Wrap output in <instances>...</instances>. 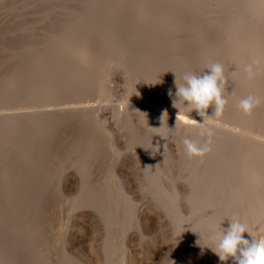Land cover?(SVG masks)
Segmentation results:
<instances>
[{
	"label": "rangeland",
	"instance_id": "374dc122",
	"mask_svg": "<svg viewBox=\"0 0 264 264\" xmlns=\"http://www.w3.org/2000/svg\"><path fill=\"white\" fill-rule=\"evenodd\" d=\"M253 58L264 69V0H0V264H233L210 248L254 193L223 195L256 139L235 117L264 97ZM215 62L231 101L204 120L221 142L189 159L182 140L209 138L177 128L174 76Z\"/></svg>",
	"mask_w": 264,
	"mask_h": 264
},
{
	"label": "clouds",
	"instance_id": "9594fccd",
	"mask_svg": "<svg viewBox=\"0 0 264 264\" xmlns=\"http://www.w3.org/2000/svg\"><path fill=\"white\" fill-rule=\"evenodd\" d=\"M260 63L259 59L253 58L244 65L243 72L247 79L253 80L261 71H264L260 68ZM205 69L207 71L185 73L183 83H177L175 76L176 98L172 103L173 107L179 110L177 119H182L185 123H198L196 120L190 119L189 115L180 116L182 109L186 110L188 114L196 111L203 118V123H198L202 129L199 135L203 137L207 134L209 138L206 142L187 137L182 140L185 154L189 159L203 158L211 150L209 145L212 132L211 129L204 128V117H208L207 109L214 105L215 116L219 117L228 104V100L223 95L227 83L224 65L215 62L207 65ZM172 95L170 90L169 96ZM262 103H264V97L249 94L240 99L238 107L248 115ZM228 222V227L222 228L223 231L218 238L216 247L210 248L219 257V260L227 262L231 259L233 264H264V234L253 235L239 218L228 220ZM245 233L251 237V240L245 238ZM210 239L217 240L215 236Z\"/></svg>",
	"mask_w": 264,
	"mask_h": 264
},
{
	"label": "bare ground",
	"instance_id": "6f19581e",
	"mask_svg": "<svg viewBox=\"0 0 264 264\" xmlns=\"http://www.w3.org/2000/svg\"><path fill=\"white\" fill-rule=\"evenodd\" d=\"M208 27V26H207ZM209 28V27H208ZM227 34V33H226ZM256 35V34H255ZM261 35V34H260ZM255 38H257L258 39V36L257 37H255ZM257 39H255V40H257ZM230 41V40H229ZM234 41V40H233ZM243 47V46H242ZM240 48V47H239ZM238 49V48H237ZM241 49V48H240ZM242 49H244V48H242ZM263 51V50H262ZM238 52V51H237ZM240 52V54H241V51H239ZM238 52V53H239ZM243 53V52H242ZM230 67V66H229ZM230 70V69H229ZM229 72V71H228ZM264 72V71H263ZM231 73V72H230ZM230 73H228V74H230ZM180 75V74H179ZM227 76H229V75H227ZM175 77V76H174ZM257 78V77H256ZM241 79V78H240ZM162 80V79H161ZM243 80V79H242ZM245 80V84L247 83L246 82V79H244ZM249 80V79H248ZM107 81V80H106ZM105 81V82H106ZM175 81V80H174ZM254 81H255V79H253V81L252 80H249V83H250V86H251V83H253L254 84ZM239 82H241V81H239ZM158 84V83H157ZM239 84V83H238ZM147 85V84H146ZM165 85V84H164ZM240 86H241V84H239ZM238 85V86H239ZM143 86H145V85H143ZM158 86V85H157ZM146 87V86H145ZM163 87V86H162ZM244 87H246V86H244ZM252 87H253V85H252ZM254 87H255V85H254ZM147 88V87H146ZM228 87H226L225 89H227ZM241 88V87H240ZM258 88H259V86H258ZM258 88H256V89H258ZM233 89H235V88H233ZM233 89H231L230 91H232ZM241 89H243V91L244 92H247V91H245V88H241ZM249 89H251V88H249ZM143 90V89H142ZM147 90V89H146ZM247 90V89H246ZM253 90V89H252ZM255 90V89H254ZM252 91V93L253 92H255V91ZM259 90V89H258ZM228 91H229V89H228ZM229 91V92H230ZM236 91V92H235ZM234 92H235V94H238L237 92L239 91H237V90H235ZM260 91H262V90H260ZM260 91L259 92H257V93H260ZM140 92V91H139ZM158 92V91H157ZM160 92V91H159ZM172 92V91H171ZM241 92V91H240ZM248 92H250V91H248ZM102 93V92H101ZM156 93V92H155ZM167 93H169L168 91H167ZM173 93V92H172ZM233 93V92H232ZM242 93V92H241ZM256 93V92H255ZM255 93H253V94H255ZM80 94V93H79ZM148 94V93H147ZM146 94V95H147ZM149 94H151L150 92H149ZM224 94V93H223ZM229 94V93H228ZM234 94V95H235ZM247 94V93H246ZM262 94H263V96H264V93L262 92ZM82 95V94H81ZM243 96L245 95V94H242ZM242 95H241V98H242ZM247 95H249V93L247 94ZM256 95V94H255ZM259 95V94H258ZM144 97H145V94L143 95ZM148 96V95H147ZM146 96V97H147ZM152 96H153V94H152ZM151 96V97H152ZM157 96H158V94H157ZM225 96V95H224ZM239 96V95H238ZM262 96V95H261ZM56 97V96H55ZM142 97V96H141ZM143 97V99H145ZM155 97V96H154ZM165 97H167V96H165ZM164 97V98H165ZM233 97V96H232ZM244 97H246V95L244 96ZM40 98V97H39ZM46 98V97H45ZM50 98V97H49ZM130 98V97H129ZM149 98V97H148ZM163 98V99H164ZM228 98V97H227ZM240 98V97H239ZM240 98V99H241ZM47 99H48V97H47ZM85 99V98H84ZM150 99V98H149ZM152 99H154V98H152ZM234 99V98H233ZM232 99V100H233ZM239 99V100H240ZM156 100H158V99H156ZM156 100H154V101H156ZM159 100H160V98H159ZM158 100V102H161V100L159 101ZM228 100H230L229 98H228ZM239 100L237 99V101L239 102ZM84 101V100H83ZM125 101V100H124ZM153 101V100H152ZM231 101V100H230ZM236 101V102H237ZM135 102V101H134ZM157 102V101H156ZM233 102H235V101H233ZM37 103H39V102H37ZM48 103V102H47ZM148 103H150V101L148 102ZM148 103H146V104H148ZM229 103V102H228ZM231 103V102H230ZM125 104V103H124ZM153 104V103H152ZM156 104H158V103H156ZM172 104V103H171ZM40 105V104H39ZM136 105V104H135ZM150 105V104H149ZM161 105V104H160ZM168 105V104H167ZM230 105H232V103L230 104ZM34 106V105H33ZM138 106V105H137ZM145 106V105H144ZM157 106V108H158V105H156ZM233 106H234V104H233ZM139 107V106H138ZM141 107V106H140ZM143 107V106H142ZM154 107V106H153ZM162 107V106H161ZM179 107V106H178ZM213 107V106H212ZM229 107V106H228ZM136 108V107H135ZM134 108V109H135ZM144 108V107H143ZM165 108V107H164ZM163 108V109H164ZM210 108V107H209ZM208 108V110H210ZM213 108H215V107H213ZM156 109V108H155ZM154 109V110H155ZM175 109V108H174ZM212 109V108H211ZM236 109H237V114L235 115V112H234V115H235V117L238 119V120H246V121H244L245 123H243V120L241 121L242 123H240V122H238V121H236V124L239 126V128H241V130L242 129H245V128H247V131L248 132H250V133H253V134H255V140H253V139H251L250 138V140H253V141H251L250 142V144H248L247 145V147H246V149H247V151H244V152H247L246 154V159H244V160H246V162L248 163V169L247 168H245V169H247L246 171H247V174L246 175H244V177H241L238 181L236 180V181H234V183H232V185L234 186L233 187V194H232V196H230V194H229V192H230V190H229V192L227 193H224L223 195H225V194H227L226 195V200L228 201V202H230L231 203V201L232 202H234L233 200H231L232 198H234V197H236V199L237 198H239V199H244V198H246V197H250V193H252V192H254L253 194H251V201H249L248 200V202L247 201H245V200H243V202L245 201V202H247L246 204H244L243 202H241V203H243L244 205L243 206H241L240 207V205L239 206H237L236 208H233V211H232V213L230 214V216H231V218H238L240 215H241V217L243 218V219H241V220H244V223L245 224H247V223H250V220L252 221V224H250V228H252V230L250 229V231H251V233L253 234V235H261V234H264V103H262L260 106H258L251 114H248V115H246V114H244L243 112H242V110H240V109H238V105H236ZM235 109V110H236ZM149 110V109H148ZM153 110V109H152ZM153 110V111H154ZM156 110H158V109H156ZM160 110V109H159ZM172 110H173V108H172ZM171 110V111H172ZM227 110H229V109H227ZM231 110V109H230ZM229 110V111H230ZM234 110V109H233ZM128 111V110H127ZM150 111H151V109L149 110V113H150ZM211 111V110H210ZM210 111H209V114L208 115H210ZM212 111H214V110H212ZM211 111V112H212ZM141 112V111H140ZM143 112V111H142ZM167 112H169V111H167ZM194 112H196V111H193V112H190L189 114H188V112L186 113V110L184 111V110H181V112H180V116H187V115H189V118L190 119H194V120H196L198 123H203L202 121H199V120H201L199 117L200 116H197ZM224 112V111H223ZM225 112H226V110H225ZM230 112H232V111H230ZM148 112H147V114H146V112L144 113V114H146V115H148L149 114ZM165 113V112H164ZM172 113V112H171ZM178 113H179V110H177V112L175 113V117L173 118V120L174 119H176V121H177V123H176V126H177V128L179 129V126L177 125V124H181V125H185V127L184 128H186L187 126H188V128L187 129H189V127L191 128V131L190 132H192V127H194L193 128V130H196V135H197V131L198 132H201L200 130H202L201 129V126L198 124V123H185L182 119H177V115H178ZM151 114H152V111H151ZM155 114V113H154ZM213 114H214V116H215V113H212V116H213ZM223 114V113H222ZM227 114V113H226ZM231 114V113H230ZM229 114V115H230ZM234 115H233V117H234ZM129 116V115H128ZM145 116V115H144ZM151 116V115H150ZM166 116H167V114H166ZM165 116V117H166ZM197 116V117H196ZM226 116V115H225ZM224 115H223V117H225ZM228 116V115H227ZM226 116V117H227ZM230 116H232V115H230ZM211 117V116H210ZM216 117V116H215ZM214 117V118H215ZM222 117V118H223ZM232 117V118H233ZM148 118V117H147ZM212 118V117H211ZM221 118V119H222ZM231 118V117H230ZM169 119V118H168ZM199 119V120H198ZM206 119V118H205ZM209 119V118H208ZM216 119V118H215ZM207 120V119H206ZM9 121V120H8ZM175 121V120H174ZM224 121H226V120H224ZM230 121V120H229ZM232 121V120H231ZM230 121V122H231ZM234 120H233V122H235ZM2 122H5V121H2ZM207 122V121H206ZM210 122H213V120L212 121H210ZM215 122H219V121H216L215 120ZM230 122H228V123H230ZM208 123V122H207ZM216 123V124H217ZM224 123V122H223ZM227 123V124H228ZM172 124H174V123H172ZM215 124V123H214ZM218 124H220L221 125V123H218ZM225 124H226V122H225ZM225 124H223V126L225 125ZM231 125V128H233L232 127V123H230ZM209 125V124H208ZM219 125V126H220ZM229 125V124H228ZM236 125V126H237ZM205 126H207V124L205 125L204 124V128H210V127H205ZM211 126V125H210ZM218 126V127H219ZM223 126L222 127H220V129L222 128V130H224V128H223ZM234 126V128H235V125H233ZM211 127H213V126H211ZM225 127V126H224ZM176 127H175V129H177ZM182 128V127H181ZM215 128V127H214ZM217 128V127H216ZM228 129H230L229 127H227ZM226 128V129H227ZM237 128V127H236ZM175 129H174V132H176L175 131ZM187 129H184V131L186 132V130ZM210 129H212V128H210ZM219 128H218V130H220ZM181 130V129H180ZM214 130V129H213ZM217 130V129H216ZM236 130H238V129H236ZM236 130H234L233 129V133H235V134H237L236 133ZM240 130V129H239ZM240 130V131H241ZM3 131V130H2ZM182 131V130H181ZM188 131L189 130H187V132L186 133H188ZM225 131V130H224ZM230 130H228V132H229ZM246 131V133H248ZM6 132V131H5ZM4 132V133H5ZM147 132H149V131H147ZM213 132V131H212ZM216 132V131H215ZM226 133H227V131H225ZM225 132L223 133V134H225ZM243 132H244V130H243ZM243 132H241L242 134H243ZM3 133V134H4ZM151 133V132H150ZM178 133H180L179 131H178ZM182 133V132H181ZM186 133H184L183 135L185 136V134ZM216 133H219V132H216ZM220 133H222V132H220ZM240 132L238 133V134H241ZM245 133V134H246ZM1 134V133H0ZM175 134V133H174ZM215 134V133H214ZM214 134H212V135H214ZM229 134V133H228ZM231 134V133H230ZM249 134V133H248ZM181 135V134H180ZM189 135H191V134H189ZM198 135H199V133H198ZM219 135H221V134H219ZM3 136V135H2ZM194 136V135H193ZM192 136V137H193ZM200 136V135H199ZM206 136H207V134H206ZM214 136H216V135H214ZM236 136H238V135H236ZM248 136V135H247ZM247 136H245L246 138H247ZM250 136V135H249ZM3 137H5V136H3ZM196 137H198V136H196ZM201 137V136H200ZM205 137V136H204ZM218 137H220V136H218V134H217V136H216V138H218ZM225 137V136H224ZM223 137V138H224ZM241 137H243V138H241V140L242 139H244V136H242L241 135ZM251 137V136H250ZM254 136H252V138H253ZM195 138V137H194ZM207 138H208V136H207ZM229 138V137H228ZM238 138H240L239 136H238ZM129 139H131V138H129ZM201 139H203L202 137H201ZM214 139V138H213ZM218 139H220V138H218ZM231 139H233V138H231ZM235 139V138H234ZM247 139H249V138H247ZM1 140V139H0ZM206 140H208V139H206ZM205 140V141H206ZM223 140V139H222ZM227 140V139H226ZM229 140H230V138H229ZM229 140H227V141H229ZM245 140V139H244ZM225 141V140H224ZM246 141H249V140H246ZM246 141H244V142H246ZM1 142H3V141H1ZM214 142V141H213ZM215 142H219V141H215ZM220 142H221V139H220ZM212 143V142H211ZM223 143V142H222ZM221 143V144H222ZM237 143H238V139H237ZM240 143V142H239ZM249 143V142H248ZM217 143H215V144H213V145H211V147H210V149L214 146V145H216ZM243 144H245V143H243ZM2 145V144H1ZM241 145H242V141H241ZM164 146V145H163ZM224 148V147H223ZM227 148V147H226ZM244 148V147H243ZM1 149V148H0ZM214 149V148H213ZM216 149V148H215ZM217 150V149H216ZM1 151V150H0ZM20 151V150H19ZM211 151V150H210ZM239 151L240 150H238V152L237 153H239ZM218 152H219V150H218ZM217 152V153H218ZM2 153V152H1ZM22 153V152H21ZM216 153V152H215ZM215 153H214V155H215ZM216 153V154H217ZM235 153V152H234ZM223 154V153H222ZM241 154V153H240ZM213 155V154H212ZM213 155V156H214ZM218 155V154H217ZM228 156L229 157H231L229 154H228ZM240 156V155H239ZM241 156L243 157V155L241 154ZM27 157V156H26ZM233 157V156H232ZM231 157V158H232ZM234 157H235V154H234ZM227 158V157H226ZM244 158V157H243ZM203 159V158H202ZM201 159V160H202ZM207 159H208V157H207ZM215 159V158H214ZM216 159H218V158H216ZM233 159V158H232ZM235 159V158H234ZM242 159V158H241ZM25 160V159H24ZM229 160V159H228ZM239 160H240V158H239ZM242 161V162H245V161ZM214 161V160H213ZM221 161V160H220ZM230 161V160H229ZM232 161V160H231ZM233 161H236V160H233ZM8 162V161H7ZM198 162V161H197ZM237 162V161H236ZM246 162H245V164H246ZM214 163V162H213ZM223 163V162H222ZM228 163V162H227ZM230 163V162H229ZM190 164V163H189ZM205 164V163H204ZM216 164V163H215ZM220 164V163H219ZM231 164V163H230ZM244 164V163H243ZM242 164V165H243ZM3 165V164H2ZM194 165H195V163H194ZM225 165V164H224ZM236 165V164H235ZM234 165V166H235ZM241 165V164H240ZM239 165V166H240ZM6 166V165H5ZM204 166V165H203ZM1 167V166H0ZM231 168V167H230ZM243 167H241V169H242ZM243 168V169H244ZM2 169H4V167H2L1 168V170ZM7 169V168H6ZM225 169H227V168H225ZM244 169V170H245ZM230 170V169H229ZM237 170H239V169H237ZM8 171H9V169H8ZM11 171V170H10ZM236 172V171H235ZM10 172H8V173H6L7 174V177L6 178H8V176L10 175L9 174ZM3 174V173H2ZM38 174V173H37ZM4 175V174H3ZM3 177V176H2ZM5 178V177H4ZM9 178H12L11 177V175L9 176ZM8 178V179H9ZM230 179V178H229ZM233 179V178H232ZM237 179V178H236ZM257 179H259L260 180V182H257V183H255V184H252V186L251 187H249V184H247V183H252L254 180V182H256V180ZM1 180H3L2 178H1ZM5 181H8V180H6V179H4ZM1 182V181H0ZM11 182V181H10ZM228 182H229V180H228ZM230 183V182H229ZM228 183V184H229ZM13 184V183H12ZM227 184V185H228ZM231 184V183H230ZM246 184L248 185V186H246ZM6 185V184H5ZM227 185H225V187L227 186ZM246 187V188H245ZM229 188L231 189L232 187H230L229 186ZM224 189V188H223ZM226 190V189H225ZM224 190V191H225ZM3 193V192H2ZM114 194H115V192H114ZM174 194V193H173ZM220 196V195H219ZM221 197V196H220ZM219 197V198H220ZM225 197V196H224ZM221 199V198H220ZM223 199V198H222ZM231 200V201H230ZM226 201V202H227ZM238 202H240L239 200H237ZM237 201H236V203H237ZM225 202V201H224ZM227 202V203H228ZM226 203V205H229V204H227ZM235 203V202H234ZM233 203V204H234ZM241 203H239V204H241ZM238 204V203H237ZM230 206V205H229ZM228 207V206H227ZM228 209V208H227ZM231 209V208H230ZM232 210V209H231ZM229 211V210H228ZM253 211H254V215L253 214H251V213H253ZM235 215H237L238 217H235ZM229 216V217H230ZM256 216H257V219H256ZM228 217V218H229ZM240 219V218H239ZM227 221V220H226ZM222 222V221H221ZM225 222V221H224ZM223 223V222H222ZM229 223V222H228ZM226 224V223H225ZM222 226V225H221ZM227 226V225H226ZM31 227V226H30ZM223 227V226H222ZM228 227V226H227ZM248 227V226H247ZM36 228V227H35ZM226 228V227H225ZM37 230V229H36ZM32 231V230H31ZM223 231V230H222ZM222 231H221V233L220 234H218L219 235V237H220V235L222 234ZM216 233H217V231H216ZM248 235V234H247ZM217 236V235H216ZM247 239H249V240H251V237L249 236ZM218 241V240H217ZM4 247V246H3ZM2 251V250H1ZM64 254V253H63ZM84 254V253H83ZM131 256V255H130ZM231 261V260H230ZM42 262V261H41ZM78 263V262H77Z\"/></svg>",
	"mask_w": 264,
	"mask_h": 264
}]
</instances>
